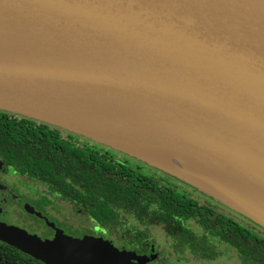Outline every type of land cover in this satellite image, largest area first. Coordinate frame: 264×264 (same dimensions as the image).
Segmentation results:
<instances>
[{
  "label": "water",
  "instance_id": "obj_1",
  "mask_svg": "<svg viewBox=\"0 0 264 264\" xmlns=\"http://www.w3.org/2000/svg\"><path fill=\"white\" fill-rule=\"evenodd\" d=\"M41 93L122 103L153 148L103 139L114 129L104 114L93 127L58 117L75 109L60 96L50 108ZM0 110L132 155L264 228L261 190L195 164L229 158L264 176V0H0ZM46 222L51 240L0 221V241L44 264H130L104 239Z\"/></svg>",
  "mask_w": 264,
  "mask_h": 264
},
{
  "label": "flooded vegetation",
  "instance_id": "obj_2",
  "mask_svg": "<svg viewBox=\"0 0 264 264\" xmlns=\"http://www.w3.org/2000/svg\"><path fill=\"white\" fill-rule=\"evenodd\" d=\"M0 114L11 119L16 116L17 122L26 117L4 110ZM34 120L36 125L41 122ZM49 128L62 132L66 141L69 137L82 146L97 148L103 161L97 164L98 169L89 167L93 175L90 182L82 184L81 194L73 193L72 184L67 183L65 198H61L50 189V183L29 179L0 157V215L15 217L11 219L14 221L20 219L19 214L34 218L41 225L40 235L47 238L54 235L55 229L46 219L70 237L104 239L129 255L130 264H217L221 259L234 264H264L263 227L132 155L83 135H69L66 129L54 125ZM123 166L130 172H122ZM172 195L187 197L186 209L169 208L175 200L163 206V197ZM25 204L46 219L28 211ZM196 206H202L204 212L199 213ZM230 221L244 228L239 229L242 234L238 239L233 234L229 238ZM238 247L243 252L250 250L247 256L251 261H245L248 258Z\"/></svg>",
  "mask_w": 264,
  "mask_h": 264
},
{
  "label": "trees",
  "instance_id": "obj_3",
  "mask_svg": "<svg viewBox=\"0 0 264 264\" xmlns=\"http://www.w3.org/2000/svg\"><path fill=\"white\" fill-rule=\"evenodd\" d=\"M14 117L15 119H11V117L8 118L0 114L1 159L7 162L11 168L22 171L29 179L50 183V189L61 198H65L67 183L72 184L73 193L81 194L83 192L82 184L90 182V177L93 175V172H89V167L98 169L100 165L97 164L103 161V157L98 153L99 150L82 146L69 137L66 141L65 137L61 136L62 132L51 130L49 128L51 124L46 122L41 121L36 125L34 119L20 117L21 122H17L16 118L18 117ZM66 131L69 135L77 134L69 130ZM111 169L115 170L118 167H111ZM123 171L130 172L126 168L122 169ZM42 196L46 197L47 194L42 193ZM163 200L165 207L170 206L167 204H174L175 200V204L169 208L186 209V202L189 199L185 196L178 198L172 195L163 197ZM196 207L199 209V213L204 212L202 206ZM179 209L174 210V213ZM240 228H243L241 224L230 221L229 238L233 234L238 239V234H242ZM238 248V251L243 253L245 258H248L247 252L249 253L250 250L243 252L242 248ZM250 259L245 261H251ZM0 264L44 263L0 241Z\"/></svg>",
  "mask_w": 264,
  "mask_h": 264
},
{
  "label": "bare ground",
  "instance_id": "obj_4",
  "mask_svg": "<svg viewBox=\"0 0 264 264\" xmlns=\"http://www.w3.org/2000/svg\"><path fill=\"white\" fill-rule=\"evenodd\" d=\"M30 51H34L33 49L28 48ZM36 53V52H35ZM56 96L63 97L66 103L68 102L71 107L75 109V111L68 110L69 113H74L72 115L66 116L67 114L62 110H55V112L59 115L58 117H67V119L76 121L82 125L93 127L95 125V120L91 119V115L93 114H104L101 119H110L111 121L104 123L106 127L103 129H108L111 125L114 129L110 131V133L103 137V139L110 141L113 144H116L121 147L128 148L127 144L124 145V135L129 140V143H135V148L137 150L140 147H151V141L143 136L141 133H136L134 128V122L128 121L124 116V113L129 110V108L122 103L104 100L99 98H91L85 96L78 95H69V94H61L60 93H48V94H34L36 100L42 99V101L50 108H54L57 104L54 101ZM93 105L100 106L101 109L91 110ZM67 108V107H66ZM55 115V114H54ZM102 121V120H101ZM121 129H119V128ZM115 131L118 133L115 134ZM95 137H99L98 134H93ZM130 136V137H128ZM134 138L136 140H134ZM134 145V144H133ZM196 166L202 170L209 171L212 174L221 176L223 178L231 179L233 182L241 183L256 189L261 190L264 193V176L255 174V171L242 169L240 167L233 166L229 164V158H221L218 160H202L199 163H195Z\"/></svg>",
  "mask_w": 264,
  "mask_h": 264
},
{
  "label": "rangeland",
  "instance_id": "obj_5",
  "mask_svg": "<svg viewBox=\"0 0 264 264\" xmlns=\"http://www.w3.org/2000/svg\"><path fill=\"white\" fill-rule=\"evenodd\" d=\"M100 143H101V142H100ZM9 173L11 174V172H9ZM19 180L22 181L21 178H19ZM24 183L26 184L27 182L24 180ZM196 190H197L199 193H201V194H203V195H205V196H209V197H211L212 199H214L212 196H210V195L204 193L203 191H201V190H199V189H197V188H196ZM220 203H221V202H220ZM222 204H223V206H225V207H227V208H229V209H231V210H233V211L239 213L242 217L247 218V220H251L249 217H247V216H245L244 214H242V213L236 211L235 209L231 208L230 206H228V205H226V204H224V203H222ZM30 207H32V206H31V205H28L29 210H31ZM32 208H33V207H32ZM33 211H35L34 208H33ZM1 212H2V206L0 205V213H1ZM35 212L38 213V214H36L37 216H39V217H43L44 220L46 219L45 216H42L41 212H39V211H35ZM19 215H20V219H19L18 221L11 220V219H16L15 217H12V216H7V217H5V216H3V215H0V221L5 222V223H7V224H9V225H14V226H16V227L24 228V229H26V231L28 232V234H30V235H35V236L39 237V238L42 239V240H46V239L51 240V239L54 238L56 231H54V235H53L52 237H50V238H47V237H45V236H41L40 234H42V233H41L40 230H39V228L41 227V225H40V223H39L36 219H34V218H30V217H27V216L24 215V214H22V215L19 214ZM251 221H252L253 223H255L253 220H251ZM49 222L54 223V222H52V221H49ZM256 224H257V223H256ZM23 226H24V227H23ZM25 227H26V228H25ZM82 237H83V238H84V237H85V238H88V236H82ZM89 237H92V236H89ZM93 238L101 239V238H98V237H93ZM59 251H60V250H59ZM61 252H63V251H61ZM67 252H68V249H67ZM67 252L64 251L63 253L67 254ZM231 258H232L235 262H238V259H237V257H236L234 254L231 255ZM217 264H234V263H231L230 260L225 261L224 259H221V260H219V261L217 262Z\"/></svg>",
  "mask_w": 264,
  "mask_h": 264
}]
</instances>
